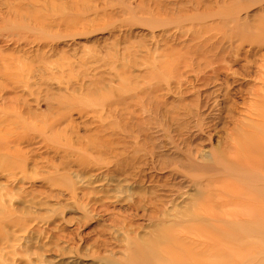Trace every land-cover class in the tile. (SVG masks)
Instances as JSON below:
<instances>
[{"label":"rangeland","instance_id":"1","mask_svg":"<svg viewBox=\"0 0 264 264\" xmlns=\"http://www.w3.org/2000/svg\"><path fill=\"white\" fill-rule=\"evenodd\" d=\"M263 96L264 0H0V264L167 245L176 198L219 205L260 158L235 135ZM258 233L214 236L217 264H264Z\"/></svg>","mask_w":264,"mask_h":264},{"label":"bare ground","instance_id":"2","mask_svg":"<svg viewBox=\"0 0 264 264\" xmlns=\"http://www.w3.org/2000/svg\"><path fill=\"white\" fill-rule=\"evenodd\" d=\"M263 105L264 96L260 98V105L255 113L260 123L254 127L250 126V131L242 139L240 135H235L239 146L243 145L257 155L260 153V158H253L252 163L240 168L236 166L233 170H225L221 179L225 181L224 191L227 197L217 205L219 197L200 199L202 192L192 186L193 189L191 188L192 191L188 195L178 197L172 202L171 210L174 211L175 224L161 228V233L167 236L160 234L161 239L159 236L154 239V244L161 241L169 243L155 249L148 242L150 239L138 242L136 249L131 251L128 264H217L215 250L219 247L213 246L214 236L228 238L231 236L229 232L236 228L245 233H252L259 244L262 235L258 233L259 225L264 222V212L257 210L259 205L264 206ZM239 151L238 148L235 153L238 154ZM210 180L204 186L207 195L212 193ZM197 184L194 183L200 189ZM228 205L238 207L239 210H223ZM255 229H258L257 233L253 231ZM178 251L182 254V259L175 257ZM245 263L246 260H243L239 264Z\"/></svg>","mask_w":264,"mask_h":264}]
</instances>
